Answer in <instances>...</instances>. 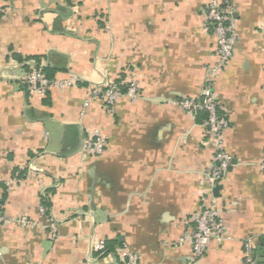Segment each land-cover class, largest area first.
Instances as JSON below:
<instances>
[{
    "label": "crops",
    "instance_id": "1",
    "mask_svg": "<svg viewBox=\"0 0 264 264\" xmlns=\"http://www.w3.org/2000/svg\"><path fill=\"white\" fill-rule=\"evenodd\" d=\"M206 1L0 0L1 210L32 223L0 226V264H122L123 245L139 264H189L190 246L177 243L204 204L220 210L225 234L199 264H244L250 237L264 263V0H231L237 44L213 89L234 162L208 193L205 115L176 105L200 97L214 57ZM31 66L81 81L34 97L22 84ZM107 79L137 80L139 98L121 97L112 114L100 100L84 108ZM95 130L107 149L84 156Z\"/></svg>",
    "mask_w": 264,
    "mask_h": 264
},
{
    "label": "built area",
    "instance_id": "2",
    "mask_svg": "<svg viewBox=\"0 0 264 264\" xmlns=\"http://www.w3.org/2000/svg\"><path fill=\"white\" fill-rule=\"evenodd\" d=\"M108 1V0H103ZM204 22L206 29H209L215 37V51L212 62L205 70V83L198 99H182L176 105L184 112L195 116L198 113L205 115L204 128L207 144L213 150L212 164L204 173V192L208 193L224 178L232 162L231 156L226 152L223 135L229 126V121L223 115H219L218 103L214 93L213 84L219 71L225 69L233 56L237 44V26L233 18V8L231 0H207L204 12ZM0 76V80H1ZM81 79L75 75H70L65 79H49L41 68L30 67L23 75L22 84L26 91L38 98H43L52 90L64 91L75 87ZM127 97L135 102L139 98V87L137 80L131 79L124 85L113 80H104L98 86L92 87L89 98L83 107L91 100H100L107 113H114L117 101L121 97ZM108 146V138L100 131L88 132L83 139L80 153L89 157H100L104 154ZM258 170L264 172V155L258 164ZM9 182L0 181V226L11 224L22 227H30L31 221L25 216L12 218L4 216L1 210L2 188L8 190ZM39 212L45 214L47 209L39 207ZM49 230L51 237L56 238V225L50 221ZM225 223L221 217L220 210L213 205L204 204L201 211L193 219V229L183 235L178 246L185 243L191 248L189 264H199L200 259L205 254L211 240L221 243L224 239ZM257 245L253 238H247L243 243L244 264H261L257 253ZM264 251V243L262 245ZM93 249L97 253H103L105 242L98 240L93 244ZM122 264H139V256L127 246L123 245L119 251ZM264 264V263H263Z\"/></svg>",
    "mask_w": 264,
    "mask_h": 264
},
{
    "label": "trees",
    "instance_id": "3",
    "mask_svg": "<svg viewBox=\"0 0 264 264\" xmlns=\"http://www.w3.org/2000/svg\"><path fill=\"white\" fill-rule=\"evenodd\" d=\"M44 72V71H43ZM44 74L47 76V74L44 72ZM48 77V76H47ZM49 79H52V78H50V77H48Z\"/></svg>",
    "mask_w": 264,
    "mask_h": 264
},
{
    "label": "water",
    "instance_id": "4",
    "mask_svg": "<svg viewBox=\"0 0 264 264\" xmlns=\"http://www.w3.org/2000/svg\"><path fill=\"white\" fill-rule=\"evenodd\" d=\"M234 161H232V164H233Z\"/></svg>",
    "mask_w": 264,
    "mask_h": 264
}]
</instances>
